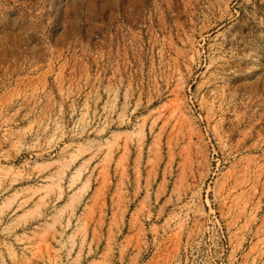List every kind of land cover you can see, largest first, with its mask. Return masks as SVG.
<instances>
[{"label": "rangeland", "instance_id": "1", "mask_svg": "<svg viewBox=\"0 0 264 264\" xmlns=\"http://www.w3.org/2000/svg\"><path fill=\"white\" fill-rule=\"evenodd\" d=\"M0 264H264V0H0Z\"/></svg>", "mask_w": 264, "mask_h": 264}]
</instances>
